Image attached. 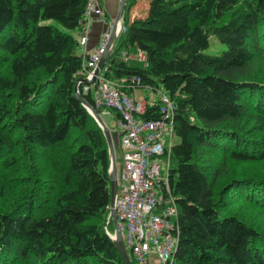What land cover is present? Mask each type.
<instances>
[{
    "label": "trees",
    "instance_id": "trees-1",
    "mask_svg": "<svg viewBox=\"0 0 264 264\" xmlns=\"http://www.w3.org/2000/svg\"><path fill=\"white\" fill-rule=\"evenodd\" d=\"M87 2L0 0V264H124L105 232L107 143L74 94L68 31ZM136 2L106 75L173 104V264H264V0H149L130 20ZM211 38L222 51L204 53ZM158 111L148 103L141 118Z\"/></svg>",
    "mask_w": 264,
    "mask_h": 264
},
{
    "label": "built area",
    "instance_id": "built-area-1",
    "mask_svg": "<svg viewBox=\"0 0 264 264\" xmlns=\"http://www.w3.org/2000/svg\"><path fill=\"white\" fill-rule=\"evenodd\" d=\"M100 17L107 23L92 50L85 49L90 32V19ZM113 20H106L102 0H88L82 29L77 41L80 47V78L91 81L79 85L80 95L91 94L94 106L114 118L111 133L118 136L120 169L117 171V195L114 209L118 231L132 264H173L178 245L176 197L169 187V153L174 141L173 104L161 92L136 98L120 89L106 75L107 67L95 74L100 56L111 35ZM126 31L121 21L118 37ZM113 49V48H112ZM112 51V50H111ZM145 54L121 53V60L145 62ZM135 91V90H134ZM158 101V116L143 119L146 105ZM116 150V149H115ZM107 222H109L107 218ZM107 235L112 234L105 229Z\"/></svg>",
    "mask_w": 264,
    "mask_h": 264
},
{
    "label": "water",
    "instance_id": "water-1",
    "mask_svg": "<svg viewBox=\"0 0 264 264\" xmlns=\"http://www.w3.org/2000/svg\"><path fill=\"white\" fill-rule=\"evenodd\" d=\"M126 8V0H118V6H117V12L113 18V24H112V30L110 38L107 42V45L102 52L99 62L97 64V68L95 70V74L99 72L100 69L106 64L107 58L109 54L111 53L112 48L114 47L117 39H118V26L120 22L123 19L124 11ZM91 81H88L86 79L78 77L75 83L74 87V94L78 101L82 104V106L87 110V112L91 115V117L94 119L100 130L102 131V134L106 140L107 147H108V155H109V191H110V202L108 206V220L111 221L113 225L114 232L112 236H109V238L112 240L120 258L122 259L124 264H132L127 252L124 249L119 231H118V225H117V219H116V212L114 209V203L115 198L117 195V168H116V156H115V149L118 146V136L116 133H111L109 128L105 125L104 121L102 120L100 114L97 112L96 109H94L90 104H88L83 96H81L77 89L79 85L81 84H89Z\"/></svg>",
    "mask_w": 264,
    "mask_h": 264
},
{
    "label": "crops",
    "instance_id": "crops-1",
    "mask_svg": "<svg viewBox=\"0 0 264 264\" xmlns=\"http://www.w3.org/2000/svg\"><path fill=\"white\" fill-rule=\"evenodd\" d=\"M141 1L144 2V10H143V14H139L138 12H134L131 13L132 8L137 6ZM148 1L149 0H137V2L135 3V5L130 9L129 11V17L130 20H132L133 18H142L144 17V15L146 14V10L148 8ZM117 6H118V0H102V7L104 10V15H105V19L108 20H113L116 12H117ZM49 22H46V24ZM107 23L105 21H102V18L100 17H92V19H90V32L88 35V40H87V45H85V49L88 50H92L95 49L97 47V44L101 38L102 33L104 32L105 28H106ZM81 31V30H80ZM80 31H68V34L72 35L73 37H75L77 39L78 34ZM117 42V41H116ZM116 45V44H115ZM80 47L78 45V49H77V53L78 55H80ZM134 96H136V91L132 92ZM111 118L112 121V127L110 128V130L113 132L114 129V118L111 115H108ZM118 150L116 148L115 150V156H118ZM114 232V231H113ZM113 234V233H111Z\"/></svg>",
    "mask_w": 264,
    "mask_h": 264
},
{
    "label": "rangeland",
    "instance_id": "rangeland-1",
    "mask_svg": "<svg viewBox=\"0 0 264 264\" xmlns=\"http://www.w3.org/2000/svg\"><path fill=\"white\" fill-rule=\"evenodd\" d=\"M144 8H145L144 2L141 1L137 6H135V7L132 8V10H131L132 12L131 13L138 12L141 15V14H143ZM48 22L50 24H52L53 26L58 27L59 29L61 27L55 21H48ZM61 29H63V28L61 27ZM220 50L221 51L223 50V46L221 44L217 43L216 41H214V38L213 39L211 38L210 47L204 53H206V54H213V53L218 52ZM150 93L155 94V97L156 98H158V96H159V94H157L156 92H153V91H149V90L142 91V90H137L136 89V98H139L141 96H144L145 94L146 95H149ZM101 118L104 121L105 125L110 129L112 127L111 118L108 115H105V114H102V117ZM116 168H117V171L120 169V159H119V155L116 156ZM108 230H109V232L113 233L114 229H113V225L112 224L109 225Z\"/></svg>",
    "mask_w": 264,
    "mask_h": 264
}]
</instances>
